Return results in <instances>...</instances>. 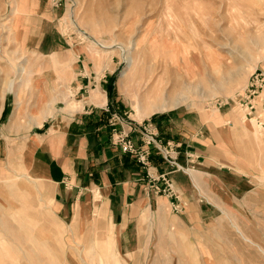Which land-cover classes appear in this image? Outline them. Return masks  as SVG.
<instances>
[{
  "label": "rangeland",
  "instance_id": "1",
  "mask_svg": "<svg viewBox=\"0 0 264 264\" xmlns=\"http://www.w3.org/2000/svg\"><path fill=\"white\" fill-rule=\"evenodd\" d=\"M263 59L264 0H0V101L9 105L0 123V264L129 263L109 235L64 227L50 188L27 176L21 156L33 125L87 102L110 73L124 120L136 119L155 87L167 107L173 100L200 114L232 109L241 168L233 170L254 185L204 226L149 212L148 249L138 258L264 264V126L241 106ZM77 84L86 87L77 91Z\"/></svg>",
  "mask_w": 264,
  "mask_h": 264
},
{
  "label": "crops",
  "instance_id": "2",
  "mask_svg": "<svg viewBox=\"0 0 264 264\" xmlns=\"http://www.w3.org/2000/svg\"><path fill=\"white\" fill-rule=\"evenodd\" d=\"M255 70L264 72V59ZM85 87L77 84L75 90ZM90 91L87 102L82 97L74 105L53 110L23 136L26 174L50 188L54 214L64 227L85 226L88 233L107 234L128 264H146L138 255L148 249L149 212H163L186 228L204 226L221 214L224 203L251 193L254 185L247 175L233 170L241 168L239 127H234L232 109L200 114L178 106L140 121L126 116L127 123L136 127L129 134L136 145L140 144L136 123L149 121L158 140L174 146L172 156L182 170L169 165L156 149L149 156L156 174H168L177 195L173 200L152 193L145 170L110 142L112 115H127L115 94V75L108 74ZM241 106L264 126V88ZM8 107L2 98L0 123ZM118 129L129 131L127 125ZM2 131L4 126L0 139Z\"/></svg>",
  "mask_w": 264,
  "mask_h": 264
},
{
  "label": "built area",
  "instance_id": "3",
  "mask_svg": "<svg viewBox=\"0 0 264 264\" xmlns=\"http://www.w3.org/2000/svg\"><path fill=\"white\" fill-rule=\"evenodd\" d=\"M250 91L248 98L256 96L259 91L264 88V72L255 71L250 81ZM127 125L129 131L125 132L124 129H118ZM111 133L110 142L118 148L122 153L131 155L138 164L145 170L146 178L149 183V189L155 194L165 195L170 199H177V195L173 191L172 183L168 178V174H156L150 163L149 156L150 150L156 149L164 158V160L177 170L183 168L176 163V159L172 156V149L174 146L171 143L162 144L158 140V135L155 127L151 122L136 123L138 129V137L140 144L136 145L135 142L129 137V134L136 129L128 124L119 115H112L110 119ZM161 184L159 186L158 184Z\"/></svg>",
  "mask_w": 264,
  "mask_h": 264
},
{
  "label": "bare ground",
  "instance_id": "4",
  "mask_svg": "<svg viewBox=\"0 0 264 264\" xmlns=\"http://www.w3.org/2000/svg\"><path fill=\"white\" fill-rule=\"evenodd\" d=\"M130 60H131V62H130V66L128 67V72H132L133 69H134V61H132V59L129 58L128 61H130ZM18 71L21 74L22 68L20 70L18 69ZM126 74H128V73H125L124 72L123 75H122V77L126 76ZM144 101H147L146 103H149V107L148 108L147 107L145 109L143 108L144 107V104H143ZM163 101H165V95L163 94V91L160 90L159 88L155 87L149 93V96L145 100H143V103L140 102V104H141L142 107H140V106L137 105V107H136V114H135L136 115V119L137 120H140V119H142L145 116H149V115H151L153 113H156V112L166 111L167 109L175 108L178 105L177 102H174L172 100L173 103L170 106L167 107V106H165L164 103H161Z\"/></svg>",
  "mask_w": 264,
  "mask_h": 264
}]
</instances>
